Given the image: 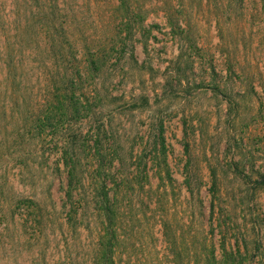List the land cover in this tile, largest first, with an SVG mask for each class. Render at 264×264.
Listing matches in <instances>:
<instances>
[{
  "label": "rangeland",
  "instance_id": "374dc122",
  "mask_svg": "<svg viewBox=\"0 0 264 264\" xmlns=\"http://www.w3.org/2000/svg\"><path fill=\"white\" fill-rule=\"evenodd\" d=\"M11 1L0 0V9H10ZM69 1L76 13L69 23L71 37L81 47L102 48L125 21L119 0ZM131 3L137 12L142 7L145 28L128 40L123 68L106 81L129 100L151 97L149 110L127 112L121 123L135 137L139 155L138 149L149 145L151 120L164 119L173 181L162 183L157 167L151 171L149 195L163 193L166 225L150 218L148 210L147 216L140 214L133 230L123 234L118 264H206L212 251L219 262L224 241L228 251L244 254L236 264H264V0ZM35 29L23 33L19 45L25 59L18 75L30 91L13 93L17 85L11 80L5 88L7 70L0 55V118L6 109L15 115L0 121V264H94L101 218L93 205H85L79 230L68 228L67 172L60 151L28 137L13 145L15 133L24 131V101L44 86L43 53L25 54ZM132 49L138 64L131 60ZM122 55L118 51V58ZM215 84L228 99L211 90ZM189 172L200 187L193 198L185 185ZM27 198L41 202L44 221L38 231L18 206Z\"/></svg>",
  "mask_w": 264,
  "mask_h": 264
},
{
  "label": "trees",
  "instance_id": "16d2710c",
  "mask_svg": "<svg viewBox=\"0 0 264 264\" xmlns=\"http://www.w3.org/2000/svg\"><path fill=\"white\" fill-rule=\"evenodd\" d=\"M119 1L125 21L121 26L116 25L112 39L103 41L106 45L103 44L102 48L88 43L81 47L72 39L69 23L72 24L76 13L69 0H21L19 3L13 0L10 9H0V55L4 56V68L7 70L5 88H8L7 81L11 80L17 85L13 93L20 95V92L30 91L26 85L22 86L23 79L18 75L19 66H23L25 59V49L19 45L27 35L22 34L35 25L33 45L25 54L30 57L43 53L41 62L46 67L44 86L37 94L30 93L29 100L24 101V131L15 133L13 145H21L28 137L27 140L35 139L42 146L50 142L60 151L67 172L63 207L67 210L68 228L74 232L79 230L83 217L87 216L84 214L85 205H93L101 218L94 264H118L116 256L123 234L132 231L136 224L134 220L140 221V214L147 216V210L151 212L150 218L158 217L161 224L166 225L163 193L160 195L158 190L157 196L149 195L153 192L151 171L157 167L162 183L173 181L167 163L164 119L151 120L149 145L138 149L139 155L135 137H131L127 127L121 123L127 112L149 110L151 97L141 95L129 100L124 94L114 93L107 85L109 76L113 81L118 70L123 68L121 64L128 50V40L134 38L138 28H145L142 7L138 6L137 12L131 0ZM20 4L25 8L23 20ZM178 28L181 31L180 25ZM118 51L123 53L119 58ZM131 60L138 64L133 49ZM212 70L216 71L214 65ZM229 71H234V65ZM211 90L228 99L220 85L215 84ZM14 104L17 110L15 100ZM11 107L15 112L13 105ZM11 116L14 118L15 115ZM11 116L10 109H6L0 121ZM186 152L190 155L188 145ZM214 178L213 192L217 187L216 175ZM193 183L194 178L189 172L185 175V185L192 198L200 194V187ZM18 206L23 208L29 219L33 218L31 225L38 231L44 221L41 202L27 198ZM225 245L224 241L221 261L217 262L212 251L206 255V264H236L238 257L245 258L240 250L237 255L228 251ZM253 256L249 257L254 259Z\"/></svg>",
  "mask_w": 264,
  "mask_h": 264
}]
</instances>
